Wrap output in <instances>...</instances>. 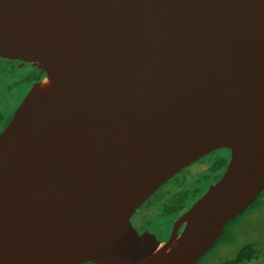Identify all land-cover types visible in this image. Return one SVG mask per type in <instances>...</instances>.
I'll return each mask as SVG.
<instances>
[{
	"label": "water",
	"instance_id": "obj_1",
	"mask_svg": "<svg viewBox=\"0 0 264 264\" xmlns=\"http://www.w3.org/2000/svg\"><path fill=\"white\" fill-rule=\"evenodd\" d=\"M0 58L43 74L0 130V264H196L264 189V0H0ZM223 149L166 241L136 231Z\"/></svg>",
	"mask_w": 264,
	"mask_h": 264
},
{
	"label": "rangeland",
	"instance_id": "obj_2",
	"mask_svg": "<svg viewBox=\"0 0 264 264\" xmlns=\"http://www.w3.org/2000/svg\"><path fill=\"white\" fill-rule=\"evenodd\" d=\"M29 88H23L17 92L14 98L16 100L15 103L21 101V99L28 92ZM221 155V151L213 152L195 162L188 168L182 170L181 173L174 176V179H171L169 182L167 181L165 184H163L151 196V198H149L136 210L135 215L132 216L133 222L149 228L150 232L162 237L161 239H165V236L169 231L168 229L170 222L163 219V217L157 213L160 201L163 200L167 195L178 196L181 194V182L184 187H190L192 180L199 179V176L203 173H208L214 165L215 160L220 158ZM211 183H213V181H211ZM194 185L198 187L201 186L199 182H196ZM142 213L146 214L145 217L142 215ZM147 223L150 225H147ZM229 229L231 230L232 237L226 238L216 246L212 247L198 264H222L225 261L234 259L241 247L246 244L253 243L260 245V248H258L260 254L257 256V258L251 260L250 262L241 264H264V193L261 196V204L257 207L250 208L248 211L243 213L239 218L236 219V221L231 224Z\"/></svg>",
	"mask_w": 264,
	"mask_h": 264
},
{
	"label": "trees",
	"instance_id": "obj_3",
	"mask_svg": "<svg viewBox=\"0 0 264 264\" xmlns=\"http://www.w3.org/2000/svg\"><path fill=\"white\" fill-rule=\"evenodd\" d=\"M42 77H43V74L40 72V70L33 68L30 65V63L22 62L20 60L10 61L7 59L0 58V130L8 122V120L10 119L12 115V112L14 111L16 106L19 104V102L15 103L16 100L14 99L17 92L23 88L28 89L33 83L41 80ZM220 151H227V150L223 149ZM221 154L222 155L220 156V158L218 159L215 158L216 159L215 163L212 166V168L209 170V172L206 174L204 173L201 174L199 176V179L192 180V184L190 187H184V185L181 182L180 183L181 194H179L178 196H174V195L168 196L167 195L163 200L160 201L158 205L157 213L161 217H163V219L170 221L172 218L179 215L180 212H182V210H184V208H186L187 205H190L197 197H199L205 191L206 184L208 182H211V180L214 181L219 177L220 173L219 174H215V173L224 169V166L227 160L226 157L224 156V153L221 152ZM172 179H174V177ZM196 182H199L201 186L198 187L194 185ZM263 193H264V189L258 195V197L253 201V203H251L242 213H240L236 218L232 219L225 226L223 235L219 238V240L214 246H216L218 243H220L224 239L232 237L231 230L229 229L231 224L234 221H236V219L239 218L243 213L248 211L250 208L259 206L261 204V196L263 195ZM142 215L145 217L146 214L142 213ZM147 225H150V224L147 223ZM147 229L149 230V228ZM258 248H260L259 244H255V243L246 244L240 248L238 254L236 255L234 259L225 261L222 264H241V263L250 262L251 260L257 258V256L260 254V251L258 250ZM202 258L196 264H198L202 260ZM86 264H92V263H86Z\"/></svg>",
	"mask_w": 264,
	"mask_h": 264
},
{
	"label": "flooded vegetation",
	"instance_id": "obj_4",
	"mask_svg": "<svg viewBox=\"0 0 264 264\" xmlns=\"http://www.w3.org/2000/svg\"><path fill=\"white\" fill-rule=\"evenodd\" d=\"M30 65H31V64H30ZM31 66H32L33 68L36 69L35 66H33V65H31ZM42 78H43V77H42ZM219 151H220V150H219ZM221 152H223V153H224V156L226 157V155H227L228 152H227V151H221ZM204 157H205V156H204ZM202 158H203V157H202ZM202 158H201V159H202ZM199 160H200V159H199ZM199 160H198V161H199ZM196 162H197V161H196ZM193 164H194V163H193ZM191 165H192V164H191ZM221 172H222V170H220L219 172H217V173H215V174H219V173L221 174ZM211 181H213V180H211ZM214 181H215V180H214ZM214 181H213V182H214ZM210 183H211V182H209L206 186H208ZM205 190H206V189H205ZM201 195H202V194H201ZM201 195H200V196H201ZM197 198H198V197H197ZM195 200H196V199H195ZM195 200H194V201H195ZM194 201H193V202H194ZM193 202H192V203H193ZM192 203H191V204H192ZM191 204H190V205H191ZM190 205H187L186 208H184V210H182V212H180L179 215L175 216L174 218H172V219L169 221V222H170V223H169V229H168L169 231H168L167 235L165 236L166 238L164 237L165 239H161L159 236H157L156 234H154L155 237H156L160 242H164V241H166V240L169 238V235H170V233H171V230H172L173 223H174L175 219L178 218L183 212H185L186 209H188V207H189ZM134 215H135V214H134ZM131 221H132V225H133V227H134V228L136 229V231H138L139 233H142L143 231H148V232H150V231H149L147 228H145L143 225H139L138 223H134V222H133V217H132ZM135 222H136V221H135ZM181 227H182V226H181ZM181 227L178 228V232H180ZM150 233H152V232H150ZM152 234H153V233H152Z\"/></svg>",
	"mask_w": 264,
	"mask_h": 264
},
{
	"label": "bare ground",
	"instance_id": "obj_5",
	"mask_svg": "<svg viewBox=\"0 0 264 264\" xmlns=\"http://www.w3.org/2000/svg\"><path fill=\"white\" fill-rule=\"evenodd\" d=\"M12 66V65H11ZM31 69V68H30ZM27 76V75H26ZM22 79H23V77H22ZM25 81H26V79H25Z\"/></svg>",
	"mask_w": 264,
	"mask_h": 264
}]
</instances>
